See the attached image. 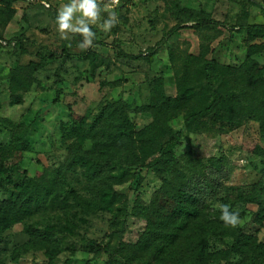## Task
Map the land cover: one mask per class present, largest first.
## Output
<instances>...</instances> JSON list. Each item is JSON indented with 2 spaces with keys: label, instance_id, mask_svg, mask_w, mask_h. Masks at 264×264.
I'll return each mask as SVG.
<instances>
[{
  "label": "rangeland",
  "instance_id": "rangeland-1",
  "mask_svg": "<svg viewBox=\"0 0 264 264\" xmlns=\"http://www.w3.org/2000/svg\"><path fill=\"white\" fill-rule=\"evenodd\" d=\"M67 2L23 0L14 5L16 14L12 21L0 25V119L27 127L31 146L29 152L12 154L9 144L13 130L0 120V164L6 168L0 177L4 183L7 176L13 184H18L24 175L34 178L44 169L58 167L68 156L70 144L60 143L62 124L71 119L78 122L84 117L90 120L103 102H125L137 131L149 125V115L131 112L148 103V80L162 77L165 94L174 97L175 75L181 71L188 54L213 59L221 65L240 66L247 58L246 32L224 28L195 32L188 27L198 15L206 14L228 27L239 23L264 24V0H123L116 7L98 1L101 18L91 27L96 33L94 40L106 47L94 45L90 50L110 63L91 66L82 58L89 48L79 46L83 37L61 34L53 20V10L57 12ZM176 4L186 10L178 14L187 27L168 38L157 54L148 58L147 49L153 48L176 25ZM110 12H115L117 20L105 32L100 25ZM252 43L262 44L264 37ZM113 44L128 55H142L136 61L117 60L108 48ZM252 59L264 69V52ZM16 62H35L39 67L35 73L39 85L24 95L22 104L11 106L6 87L10 69ZM102 82H115L118 86L101 87ZM57 95L58 102L53 105ZM169 126L180 133V143L174 149L175 168L185 177L207 171L210 159L224 160V178L214 200L205 197L206 206L217 212L219 219L222 204L229 205L233 211L239 210V224L227 226L233 231L240 230L264 248V225L254 222L258 207L250 203L264 201V158L254 153L256 147L264 150V136L259 134L258 125L252 121L236 128L214 125L195 133L186 130L184 114H180ZM172 177L173 169H170L164 178ZM161 184L158 175L145 170L138 191H133L130 182L115 186L114 190L123 195L121 205H126L130 213L138 202L148 205ZM5 191L0 187V200ZM67 192V199L52 196L45 213L24 223L31 227L33 235L23 231V224L3 234L0 264H104L106 256L91 251L88 245L92 241L101 245L108 241L115 243L110 237L115 229L111 223L113 214L90 212L77 205L78 198L85 196L80 172L68 176ZM144 228L145 221L129 216L121 242L134 244ZM39 231L50 233L51 240H41L37 236ZM232 244L233 239L228 235L209 238V252L214 255L212 264H246L245 258L231 251Z\"/></svg>",
  "mask_w": 264,
  "mask_h": 264
},
{
  "label": "trees",
  "instance_id": "trees-1",
  "mask_svg": "<svg viewBox=\"0 0 264 264\" xmlns=\"http://www.w3.org/2000/svg\"><path fill=\"white\" fill-rule=\"evenodd\" d=\"M22 1L0 0V25L12 21L16 14L14 5ZM175 9L176 25L153 48L147 49L148 58L154 57L168 38L187 27L178 14L186 10L177 4ZM56 14L53 10L54 22ZM188 28L195 32L218 28L246 32L249 43L246 60L233 67L221 65L213 59L206 60L203 56L186 55L181 71L175 75L174 97L165 94L162 77L148 80V103L131 111L151 118L150 124L139 131L129 118V106L123 101L103 102L90 120L84 117L78 122L71 119L62 124L60 143L70 144L68 156L58 167L44 169L34 178L24 175L18 184H13L10 176L4 178L6 183L0 177V187L7 190L0 200V243L3 234L18 224L24 225L25 233L33 235L31 227L24 223L45 213L52 196L67 199L68 176L80 172L85 196L78 198L77 205L90 212L113 214L111 223L115 229L110 237L115 239V243L108 241L101 245L92 241L88 245L91 251L106 256L104 264H212L214 255L209 252V238L222 235L233 239L231 251L245 258L246 264H264L263 246L252 242L240 230H231L219 219L217 212H211L206 206L205 197H212L213 201L220 180L224 178V160L210 159L207 171L185 177L175 168L174 149L180 143V133L169 126L180 114H184L186 130L195 133L208 126L236 128L252 121L258 125L259 134L264 136V69L252 59L264 52V43L250 44L256 38L264 37V24L239 23L228 27L206 14H200ZM94 45L104 46L95 40ZM91 47L82 58L91 66H108L110 62L92 53ZM108 48L117 60L136 61L142 55H128L114 44ZM38 69L35 62L13 64L6 87L9 105L22 104L24 95L39 85L35 77ZM100 86L116 88L118 84L102 82ZM57 102L58 95L52 104ZM0 120L13 130L10 152H29L28 128L8 119ZM254 153L264 158V150L259 147L254 149ZM170 169H173L172 179L164 178ZM145 170L161 178V187L148 205L138 202L129 213L126 205H121L123 195L118 194L114 187L130 182L133 191H138ZM4 171L5 166L0 164V173ZM202 180L204 184H201ZM250 203L258 207L254 222L264 225V201L251 200ZM129 216L145 221L144 231L134 244L121 242ZM37 236L45 242L51 240L50 233L46 231L37 232Z\"/></svg>",
  "mask_w": 264,
  "mask_h": 264
},
{
  "label": "clouds",
  "instance_id": "clouds-1",
  "mask_svg": "<svg viewBox=\"0 0 264 264\" xmlns=\"http://www.w3.org/2000/svg\"><path fill=\"white\" fill-rule=\"evenodd\" d=\"M101 18V7L98 0H69L62 4L55 16L57 30L61 34L78 33L83 37L80 47L86 49L93 45L96 33L91 25ZM117 20L115 12H110L108 18L103 20L100 27L103 31H110ZM220 219L232 227H236L240 222L239 210H231L229 205H220Z\"/></svg>",
  "mask_w": 264,
  "mask_h": 264
},
{
  "label": "built area",
  "instance_id": "built-area-1",
  "mask_svg": "<svg viewBox=\"0 0 264 264\" xmlns=\"http://www.w3.org/2000/svg\"><path fill=\"white\" fill-rule=\"evenodd\" d=\"M100 2H106L107 3V6H110V7H116L118 5H120L123 0H98Z\"/></svg>",
  "mask_w": 264,
  "mask_h": 264
}]
</instances>
